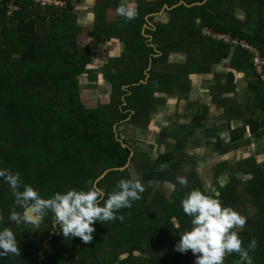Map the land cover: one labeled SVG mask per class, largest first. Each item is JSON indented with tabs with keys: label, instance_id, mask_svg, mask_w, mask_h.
I'll list each match as a JSON object with an SVG mask.
<instances>
[{
	"label": "trees",
	"instance_id": "obj_1",
	"mask_svg": "<svg viewBox=\"0 0 264 264\" xmlns=\"http://www.w3.org/2000/svg\"><path fill=\"white\" fill-rule=\"evenodd\" d=\"M64 1V8L45 9L23 2L13 16L0 9V169L19 172L22 185H31L45 199L56 192L84 189L87 180L96 183L104 171L124 167L132 149L116 134L114 125L129 117L130 123L135 122L137 116H131L129 100L138 96L139 90L144 96L151 95L153 81L167 82L163 80L167 78L166 73L152 70L155 63L166 62L167 49L160 47L162 55L151 58L154 50L140 36L131 43L132 50H138L141 66L131 71L135 76L129 80V88L114 84L108 105L88 109L83 104L79 78L85 74L93 51L105 40L97 38L90 49L80 45L73 0ZM119 1L116 0V6ZM103 3L101 0L99 9ZM98 24L99 31L103 26L101 16ZM114 28L115 24L110 25L107 35ZM204 28L219 33L212 27H202L200 32ZM206 38L212 43L224 44ZM150 64L148 83L139 84ZM125 73L117 72L116 77L112 76L113 81L123 80L126 84ZM104 74L110 78L112 73ZM134 160L132 157L130 162ZM131 178L128 168L109 171L96 186L107 193L119 180ZM193 189L192 185L185 187L181 196L176 189L169 198L161 191L151 196L144 191L139 200L132 202L131 208L117 213L124 217L123 222L119 219L103 224L96 222L92 242L84 244L80 238L65 239L58 226L56 229L53 226L50 211L38 224L23 220L21 217L27 208L15 204L10 186L0 178V215L4 218L0 230L10 227L20 248V255L0 256V264H194L196 257L191 251L174 250L180 234L191 226V218L183 213L181 200ZM225 189L220 192L224 194ZM227 190L228 196L231 188ZM227 198L221 196L220 200L224 206L232 207L234 203ZM13 210L23 213L18 224L9 220ZM173 217L179 227L173 223ZM250 221L247 220L239 234L245 247L253 237L257 239L258 247L250 252L255 261L256 257L264 256V233L252 231ZM51 234V240L45 244ZM68 242L72 243L69 249ZM165 243L170 244L168 254L158 256L153 252L156 246ZM134 252L139 254L135 256ZM237 260L239 256L232 254L224 264H234Z\"/></svg>",
	"mask_w": 264,
	"mask_h": 264
},
{
	"label": "crops",
	"instance_id": "obj_2",
	"mask_svg": "<svg viewBox=\"0 0 264 264\" xmlns=\"http://www.w3.org/2000/svg\"><path fill=\"white\" fill-rule=\"evenodd\" d=\"M100 2L73 0V11L76 5L85 10L80 16L73 13L79 32L91 41L90 47L82 46L90 49L97 38L105 40L79 78L89 86L84 92L88 109L108 105L114 84L129 88L112 76L126 71L125 80L126 75L130 80L133 68L141 66L132 41L144 37L154 50L151 58L162 55L160 47L168 53L165 63L152 67L166 73L167 82L153 81L151 95L139 90L129 100L135 122L129 117L113 127L135 157L126 167L132 178L140 179L150 196L161 191L168 198L180 185L178 176L187 177V186L219 198L225 197L220 190L230 187L226 198L236 199L232 207L251 220L252 231L264 233V82L255 76L245 51L212 43L200 32L212 27L264 54V0H130L136 9L131 21L116 14V0H104L99 9ZM150 68L139 84L148 83ZM108 71L110 78L104 74ZM261 257L253 264H264Z\"/></svg>",
	"mask_w": 264,
	"mask_h": 264
},
{
	"label": "clouds",
	"instance_id": "obj_3",
	"mask_svg": "<svg viewBox=\"0 0 264 264\" xmlns=\"http://www.w3.org/2000/svg\"><path fill=\"white\" fill-rule=\"evenodd\" d=\"M116 14L131 21L136 17V9L130 0H121ZM0 178L10 186L15 204L30 209L35 220H43L50 211L53 226L55 229L58 226L65 239L80 238L84 244L92 242L96 222L103 224L117 219L123 222L124 217L117 216V213L131 208L132 202L139 200L145 191L141 180L136 177L119 180L115 188L107 193L90 179L84 189L56 192L45 199L31 185H22L19 172L0 169ZM177 181L182 187H187V177L178 176ZM181 207L183 213L191 218V226L180 234L175 251H191L196 257L194 264H224L226 257L232 254L239 256L234 264H253L250 252L256 250L258 241L253 237L247 247L244 246L239 230L245 227L247 219L233 207L224 206L218 194L193 189L182 198ZM3 219L0 215V222ZM9 220L18 224L20 216L13 210ZM172 221L179 227L175 217ZM0 250V256L20 255L19 244L10 227L0 230Z\"/></svg>",
	"mask_w": 264,
	"mask_h": 264
},
{
	"label": "built area",
	"instance_id": "obj_4",
	"mask_svg": "<svg viewBox=\"0 0 264 264\" xmlns=\"http://www.w3.org/2000/svg\"><path fill=\"white\" fill-rule=\"evenodd\" d=\"M23 2L32 3L42 8H64L66 6L64 0H0V9L4 8L8 16H13L15 12L20 11L19 4ZM203 33L211 39L245 51L255 76L259 81L264 82V54L256 46L227 34L216 33L208 28H204Z\"/></svg>",
	"mask_w": 264,
	"mask_h": 264
},
{
	"label": "rangeland",
	"instance_id": "obj_5",
	"mask_svg": "<svg viewBox=\"0 0 264 264\" xmlns=\"http://www.w3.org/2000/svg\"><path fill=\"white\" fill-rule=\"evenodd\" d=\"M73 13L76 15H78V16H80V15H82V14H84L85 13V10L83 9V8H79V6H75V9H74V11H73ZM97 29H99V24L97 25ZM95 31V30H94ZM88 40H87V38H86V35H83V34H81V33H79V35H78V42H79V44L80 45H87V46H91V44H90V42H87ZM128 76L129 75H126V82L128 83V84H130V81H129V78H128ZM131 85V84H130ZM157 85H158V83H157ZM87 88L89 89V86L87 85V83H85V82H83L82 80H81V83H80V91H81V94H82V100H83V104L87 107V108H89V103H87V99H88V97H87V95H84V92L85 93H87ZM93 88V87H92ZM104 100V99H103ZM88 102H89V99H88ZM2 151H4L5 149L4 148H2L1 149ZM3 156V155H2ZM1 157V156H0ZM174 165V164H173ZM175 165H176V163H175ZM225 186H227V185H225ZM176 189H178L179 190V192H180V194H179V196H181V195H183L184 193H185V188L184 187H182L181 185H179V186H177V188ZM227 188L224 190V194L227 196ZM178 196V197H179ZM228 197V196H227ZM176 198V197H175ZM219 199H221V197L219 198ZM234 200H236V199H234ZM234 200H231V199H228V201L229 202H233ZM242 202H244V203H246V198L245 199H242ZM175 207L178 209V207H179V201H178V199L176 200V202H175ZM26 210V209H25ZM24 210V211H25ZM244 210L245 211H248L247 210V206L244 208ZM19 214V216H21V215H23V213L22 212H19L18 213ZM72 243H69L68 242V249L70 248V245H71ZM169 248H170V244H168V243H165V244H163V246H160V247H158V246H156V250H154L153 252H155L158 256H164V255H166V254H168L169 253ZM51 254V252H49V255ZM42 258V257H41ZM256 262L258 263V261H263L262 259H259L258 257H256ZM73 261V259H70V262H72Z\"/></svg>",
	"mask_w": 264,
	"mask_h": 264
},
{
	"label": "water",
	"instance_id": "obj_6",
	"mask_svg": "<svg viewBox=\"0 0 264 264\" xmlns=\"http://www.w3.org/2000/svg\"><path fill=\"white\" fill-rule=\"evenodd\" d=\"M132 157V153L130 154V156H129V158H131ZM130 160V159H129ZM129 160H128V162H127V164L124 166V167H120V168H112V169H109V170H106V171H104V173L97 179V181H96V185H97V183L99 182V181H101L102 179H104V176L109 172V171H121V170H124L128 165H129ZM25 217H27V220H30L31 222H34V223H39L41 220H35V216H34V214L30 211V209H26L25 211H24V217H21V218H23V220H25ZM52 235L53 234H51V237H50V239L49 240H47L46 242H45V244H47L50 240H51V238H52ZM47 249V246H45V250ZM135 256H137L139 253L138 252H134L133 253ZM125 257V255H123L121 258H124ZM42 260L44 259L43 257L41 258Z\"/></svg>",
	"mask_w": 264,
	"mask_h": 264
}]
</instances>
